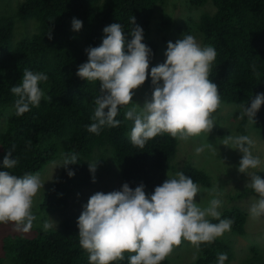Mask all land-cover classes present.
<instances>
[{"label": "trees", "instance_id": "1", "mask_svg": "<svg viewBox=\"0 0 264 264\" xmlns=\"http://www.w3.org/2000/svg\"><path fill=\"white\" fill-rule=\"evenodd\" d=\"M164 1L22 0L14 12L0 15V171L22 176L39 173L50 161L61 163L59 174L43 194L41 205L32 207L38 222L35 220L31 235L16 230L9 233L8 225L12 228L14 225L0 223L5 226L2 250L10 264H89V254L79 243L77 220L90 198L84 196L86 190L102 182L104 174L112 173L120 184L109 187L102 182L103 187L95 192L121 190L125 182L134 189L142 182L150 195L156 186L179 171L199 186L211 188L212 178L204 170L190 162L177 163L179 141L169 134L149 139L144 148L133 146L130 131L134 121L125 119V112L136 108L135 95L133 102L127 108H120L115 117L121 121L119 127L105 125L99 135L86 128L95 122L92 120L97 107L94 101L100 92L99 81L87 82L76 75L78 66L87 61L85 49L99 46L105 35L104 27L112 23L122 24L126 41L131 40L134 16L136 25L143 28L142 42L152 50L151 65L160 51L158 40L151 38V33L159 34V29L164 32L172 29V33L174 30L170 14L163 12L158 19L155 16L158 4ZM188 3L194 8L207 4L214 7V12H204L198 20L191 17L186 34L197 32L201 47L215 49L217 55L209 79L217 84L221 103L250 107L252 99L264 93V0H188ZM73 18L83 22L79 31L72 29ZM17 20L34 21L36 30L15 39ZM253 65L259 77L253 74ZM26 68L47 75V82L41 81L39 86L45 97L51 99L42 98L38 107L30 105V111L18 117L14 108L18 97L11 87L20 82ZM148 73L146 82L152 85L149 69ZM254 120L244 116L239 130L243 132L244 124L249 121L264 137V103ZM8 151L18 161L12 169L2 165ZM72 153L76 154L77 163L67 166L74 172L70 177L62 165L65 156ZM89 164L96 165L94 173ZM249 192L254 190L250 187L234 194L227 192L226 201H222L218 210L221 219H234L230 235L246 233L247 213L236 199ZM79 206L81 212L73 210ZM41 210L46 213L40 215ZM48 218L54 225L44 231L43 224ZM209 220L219 222L211 217ZM232 238L225 232L213 243L201 244L196 258L189 264H217L220 253H227L224 264H264V247L251 244L247 255L233 263L239 250ZM128 255L125 253L123 260L112 264H128ZM169 257L161 264H170ZM5 258L0 257V264Z\"/></svg>", "mask_w": 264, "mask_h": 264}, {"label": "clouds", "instance_id": "2", "mask_svg": "<svg viewBox=\"0 0 264 264\" xmlns=\"http://www.w3.org/2000/svg\"><path fill=\"white\" fill-rule=\"evenodd\" d=\"M134 27L132 39L126 41L124 28L112 23L103 29L105 34L99 46L85 49L87 61L78 66L76 75L87 82L99 81L100 94L95 98L97 106L92 116L95 121L87 125V131L100 134L103 126L119 127L115 119L120 108H127L133 102L134 89L142 86L147 77L152 50L143 41V28L131 18ZM83 22L73 18L72 29L79 31ZM51 39V34L49 33ZM213 47H201L192 35H183L175 43L169 41L163 63L151 67L152 97L146 100L142 109L135 107L125 112V119L133 120L130 141L133 146L144 148L149 139L167 133L174 139L188 141L201 134H209L215 123L214 113L221 105L217 84L210 79V71L216 58ZM253 74L259 72L253 65ZM48 77L41 72L23 70L20 82L11 87L17 99L14 101L15 115L22 116L30 111V105L38 107L45 93L40 82ZM162 81V83H161ZM264 103V93L252 99L250 107L240 105V118L254 117ZM107 109V111H105ZM224 145L243 153L238 171L250 177V186L259 199L250 207L253 218L264 215V179L250 169L261 165L251 148L254 141L246 135L227 136ZM205 147L196 148L200 154ZM75 153L65 156L64 166L75 164ZM18 161L12 158V151L4 156L2 165L12 169ZM96 165L89 164L91 172ZM93 182L95 178L93 177ZM38 175L24 173L22 176L0 171V223L14 225V230L27 233L37 217L32 212L34 198L43 188ZM200 189L191 177L179 171L154 188L150 195L141 182L134 189L127 182L121 190L104 193L97 191L90 196L78 217L80 246L89 254V264H112L123 260L128 253V264H161L182 241L199 249L201 244H211L231 230L234 219H221L218 209L222 206L221 193L217 188L207 190L212 198L206 207L194 199ZM209 217L218 220L212 223ZM52 227L44 222L43 230ZM195 259V257H194ZM227 253L218 255L217 264H224Z\"/></svg>", "mask_w": 264, "mask_h": 264}, {"label": "rangeland", "instance_id": "3", "mask_svg": "<svg viewBox=\"0 0 264 264\" xmlns=\"http://www.w3.org/2000/svg\"><path fill=\"white\" fill-rule=\"evenodd\" d=\"M21 1L22 0H0V15L8 13L10 11L14 12ZM163 12H166L172 16L174 30L172 33V29L170 32H164L159 29V34L154 32L151 33L150 37L158 40L157 42L160 51L154 58L152 64L149 66V71H151V67L157 66L158 64L165 61V51L167 49V43L169 41L175 43L178 39H182L183 35H187L186 24L189 22L191 17L195 20H198L202 13L214 12V7L211 4H207L206 6L194 8L188 3V0H165L164 2L158 4L155 10L156 18L158 19L159 15ZM35 30L36 28L34 21L23 23L17 20L14 30L15 39H18L22 36L31 35ZM193 34H197L199 37H196ZM189 35L194 36L196 41L201 46L202 40L197 32L190 33ZM153 88V85H149L145 81L142 86L133 90L135 95L134 102L136 108L141 110L145 101L151 99ZM239 106L240 105L232 103L229 105L221 103L218 110L213 114L215 123L212 131L209 134L204 133L198 137H192L188 141L178 140L179 144L177 163L180 164L182 162H190L209 174L212 178V184L210 186L211 188H209H217L218 192L221 193V195L219 196L222 197L221 201H226L224 200V198L227 192L234 194L240 191L242 188H250V186H247L248 184H250V177L247 174L240 173L238 171L239 162L242 158L243 153L222 143L227 136L231 135L233 137H236L246 135L254 141V147L251 148V153L254 157H259V159L261 160V165L257 169H250V171L255 172L261 177V179H264V137L255 131L249 121L244 124L243 132L239 130V124L242 120V118H240L239 116L241 111ZM209 144L211 145V147H205L204 151L200 154L196 153L197 147ZM60 165L61 163L59 161H50L45 166H43L39 173L34 174L38 175L40 180L44 182L43 188L39 190L38 194L34 198V206L41 205L44 192L54 180V178L59 174ZM260 172H262V174ZM213 176L215 177V179H213ZM103 177L105 178L102 180V182H104L109 187L119 186L120 184V180L113 176L112 173L104 174ZM109 179H111L112 181H110ZM102 182H99L97 186H92L90 187V189H87L84 196L89 198L91 193L95 192L99 187H103ZM197 185L200 189V192L197 193L194 199L197 203L200 204L201 207H206L208 201L212 198V196L208 195L207 192V190L210 189L202 187L201 185L199 186V184ZM258 199L259 196L255 192H249L245 197L236 199V202L241 206V208L245 209L247 218L245 224L246 233L243 236H233L230 235V231H226L231 238L233 237L232 239L234 240L236 250H239L236 254V258L233 260V263L238 262L242 259V257H245L247 255V248L250 246V244L257 245L260 249H263L264 247V215L253 218L249 212L251 205L257 202ZM87 201L85 202V204L87 203ZM220 208L218 210H220ZM81 209L82 207L79 206L73 210L81 212ZM45 213L46 211L41 210L40 215H44ZM36 220L38 222V218ZM51 221L52 220L48 218V222L54 225V223H52ZM33 224H35V221H33ZM3 227L5 226L1 224L0 257L5 258V251L2 250V237L4 235ZM7 228L9 233H12V231L14 230L11 225H8ZM27 234L31 235L32 232L29 231L27 232ZM197 254L198 252L196 247L192 246L187 241H182V243L178 247L174 248L168 259L170 264H189L194 260V257L196 258ZM3 264H10V261L5 258Z\"/></svg>", "mask_w": 264, "mask_h": 264}]
</instances>
